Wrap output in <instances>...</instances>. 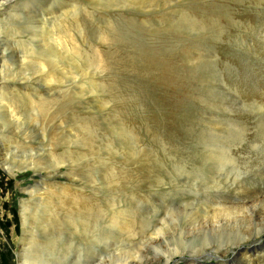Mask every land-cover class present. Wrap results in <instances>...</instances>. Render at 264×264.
Masks as SVG:
<instances>
[{"label":"rangeland","instance_id":"374dc122","mask_svg":"<svg viewBox=\"0 0 264 264\" xmlns=\"http://www.w3.org/2000/svg\"><path fill=\"white\" fill-rule=\"evenodd\" d=\"M261 153L264 0H0V264L245 241L264 217H203L263 199ZM193 262L264 264V243Z\"/></svg>","mask_w":264,"mask_h":264},{"label":"bare ground","instance_id":"6f19581e","mask_svg":"<svg viewBox=\"0 0 264 264\" xmlns=\"http://www.w3.org/2000/svg\"><path fill=\"white\" fill-rule=\"evenodd\" d=\"M31 27V26H30ZM33 28V27H32ZM30 29V28H29ZM31 30V29H30ZM15 31V30H14ZM25 31V30H24ZM33 32V31H32ZM35 32V31H34ZM36 35V34H35ZM4 42V41H2ZM3 48V47H2ZM255 148V147H254ZM260 153V152H259ZM256 154V153H255ZM262 154V153H261ZM253 155V154H252ZM262 156H264L262 154ZM243 157V156H242ZM260 158V157H259ZM262 158V157H261ZM261 161V160H260ZM259 161V162H260ZM248 162V161H247ZM250 162V161H249ZM258 162V163H259ZM264 166V163H262ZM249 166V164H247ZM257 165V164H256ZM253 166V165H252ZM251 166V167H252ZM59 168V167H58ZM256 168V167H255ZM260 168V167H259ZM263 169V168H262ZM60 170V169H59ZM251 170V169H250ZM249 170V171H250ZM255 170V169H254ZM261 170V169H260ZM243 171V170H242ZM253 171V170H252ZM258 171V169H257ZM256 171V172H257ZM263 171V170H262ZM241 172V171H240ZM245 172V171H244ZM251 172V171H250ZM245 174V173H244ZM247 174V173H246ZM250 174V173H249ZM260 174V173H259ZM215 175V174H214ZM256 175V173H255ZM264 175V174H263ZM247 177V176H246ZM251 177V176H250ZM249 177V178H250ZM248 178V177H247ZM229 179V178H228ZM251 179V178H250ZM253 179V178H252ZM233 180V178H232ZM236 180V179H235ZM258 180V178H257ZM217 181V180H216ZM227 181V180H226ZM221 182V181H220ZM230 182V181H229ZM259 183V182H258ZM227 186V182L225 183ZM231 184V183H230ZM229 184V186H230ZM261 184V183H259ZM232 185V184H231ZM222 186V185H221ZM224 186V185H223ZM260 186V185H259ZM261 187V186H260ZM228 188V187H227ZM263 188V187H262ZM259 189V188H258ZM218 191V190H216ZM220 191V190H219ZM226 191V190H224ZM232 191V190H231ZM258 191V190H256ZM261 191V189H260ZM259 192V191H258ZM219 195V194H218ZM250 195V194H249ZM217 198V197H216ZM217 200V199H216ZM220 201V199H219ZM244 202V201H243ZM246 202V201H245ZM222 204V203H221ZM239 206V207H238ZM217 211L221 212H227V214L224 213H218ZM212 212V213H211ZM211 212H207L205 216L203 217V222L207 224H222L226 223L227 221H234V220H242L246 222H256L255 220L258 221L259 218L264 217V197L262 200H260L257 203L251 204V205H246V203H240V204H222L220 206H215L214 210ZM25 222L29 220L27 216H24ZM155 219V218H154ZM162 219V218H161ZM262 219V218H261ZM263 220V219H262ZM261 221V220H260ZM165 222V220H164ZM163 222V223H164ZM167 222V221H166ZM259 222V221H258ZM114 224V223H113ZM110 225V223H109ZM154 225V224H153ZM247 225V224H246ZM258 224H256L257 226ZM115 226V225H114ZM249 226V225H247ZM149 227V224L148 226ZM111 228V227H110ZM146 228V226H145ZM128 229H131L130 227ZM127 229V231H129ZM115 230V229H114ZM162 226H157L155 228L154 233L149 236L146 241H144L143 244L139 246H134L137 249L138 254L140 255L139 251L142 250L145 247H155L156 245H160L163 241V235H162ZM25 231H28L27 228H25ZM131 231V230H130ZM129 231V232H130ZM248 231V230H247ZM103 235V234H102ZM100 239V238H99ZM94 240V239H93ZM93 243V242H92ZM264 243V231L258 234H255L253 236H249L245 241H240L234 244H224L221 246L217 247H209L207 249H203L201 251L197 252H192V253H185V254H177L171 258H165L159 256L158 252H155L156 254V259L160 262V264H169L172 262H180L183 264H192L194 263V260L198 259H204V260H218L224 257H227L230 253L232 254H242V250L244 249L245 246H249L251 244L254 245H260ZM96 246V245H95ZM142 248V249H140ZM151 248V249H152ZM95 251V250H94ZM249 251V250H248ZM34 252V251H31ZM29 252V253H31ZM143 254V253H141ZM244 255V254H243ZM245 256V255H244ZM52 253H47L44 255L43 253H38L37 255H32L30 254V257H24L22 254H19L17 256V264H61V262ZM227 259V258H226ZM95 260V259H94ZM93 260V261H94ZM253 260V259H252ZM98 261V260H97ZM201 261V260H200ZM105 260L99 261L96 264H104ZM130 264V263H129Z\"/></svg>","mask_w":264,"mask_h":264}]
</instances>
